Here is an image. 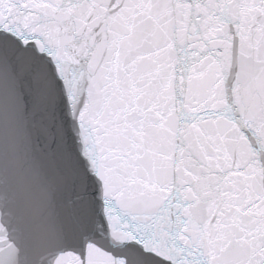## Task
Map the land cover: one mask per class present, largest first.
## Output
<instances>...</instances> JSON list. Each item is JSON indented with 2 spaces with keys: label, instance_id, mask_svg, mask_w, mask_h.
Returning a JSON list of instances; mask_svg holds the SVG:
<instances>
[{
  "label": "water",
  "instance_id": "water-1",
  "mask_svg": "<svg viewBox=\"0 0 264 264\" xmlns=\"http://www.w3.org/2000/svg\"><path fill=\"white\" fill-rule=\"evenodd\" d=\"M0 264H264V0H0Z\"/></svg>",
  "mask_w": 264,
  "mask_h": 264
}]
</instances>
